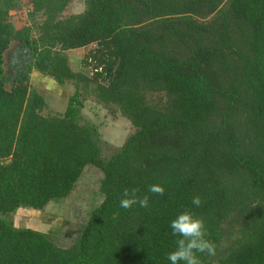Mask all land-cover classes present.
<instances>
[{
	"label": "trees",
	"instance_id": "obj_1",
	"mask_svg": "<svg viewBox=\"0 0 264 264\" xmlns=\"http://www.w3.org/2000/svg\"><path fill=\"white\" fill-rule=\"evenodd\" d=\"M71 2L0 0V264H170L182 212L215 246L200 264H264V0H85L66 14ZM16 43L31 52L22 75L8 66ZM33 70L74 87L64 112ZM89 98L134 128L107 157ZM88 165L104 197L71 245L15 225L19 210L66 199ZM125 190L148 205L121 208Z\"/></svg>",
	"mask_w": 264,
	"mask_h": 264
},
{
	"label": "rangeland",
	"instance_id": "obj_2",
	"mask_svg": "<svg viewBox=\"0 0 264 264\" xmlns=\"http://www.w3.org/2000/svg\"><path fill=\"white\" fill-rule=\"evenodd\" d=\"M73 4L75 5L68 7L66 14L81 13L85 7V0H75ZM30 9V6L23 5L12 12L11 21L16 27H22L28 22ZM21 48L20 44L16 43V46L12 49L13 53L10 55L8 66H10L9 69L13 70L10 71L19 70L22 64ZM85 54H87L86 49L68 53L69 57L77 58L75 63L71 61L73 68H75V64V69L81 65L80 61ZM32 78L36 84L41 79L36 78L35 74H32ZM42 80L39 81V86L45 91L44 95L50 105L49 109L51 112H63L67 106L69 96L74 92V87L72 85L57 87L56 91L51 94L49 91L53 90V85H51V82L44 83ZM83 116L98 128L104 157L109 156L115 148L120 147L134 131L131 123L126 118L119 113L113 114L93 98L85 101ZM101 178L102 172L100 169L88 165L66 199L49 203L43 211L21 209L12 215L11 219L15 222V225L40 230L49 234L59 246L67 247L75 241L81 228L87 223L93 209L103 200ZM229 242L230 238L225 237L222 248H227ZM221 254L219 253V255Z\"/></svg>",
	"mask_w": 264,
	"mask_h": 264
},
{
	"label": "clouds",
	"instance_id": "obj_3",
	"mask_svg": "<svg viewBox=\"0 0 264 264\" xmlns=\"http://www.w3.org/2000/svg\"><path fill=\"white\" fill-rule=\"evenodd\" d=\"M153 193H163V188L154 185L149 189ZM139 203L141 207L148 205L147 197L138 199L135 190L129 193L125 190L123 198L119 202L121 208L127 209L132 205ZM192 204L199 207L200 198L194 197ZM172 235L180 237L176 241V249L170 252L167 259L170 264H200L199 257L196 253H206L209 256L216 254L215 246L205 238L204 223L202 220L195 218L191 212H182L173 219L169 225Z\"/></svg>",
	"mask_w": 264,
	"mask_h": 264
},
{
	"label": "crops",
	"instance_id": "obj_4",
	"mask_svg": "<svg viewBox=\"0 0 264 264\" xmlns=\"http://www.w3.org/2000/svg\"><path fill=\"white\" fill-rule=\"evenodd\" d=\"M73 2H75V0H72V2L70 3V5L69 6H74L75 4H73ZM83 50V49H82ZM77 50H73V51H70V52H76ZM79 51V50H78ZM71 58V61L73 62V63H75L76 62V60H77V58L75 59L74 57H70ZM75 66H76V64H75ZM77 70V69H76ZM32 74L34 75L35 74V76H36V78H38V79H40V80H42L44 83H48V82H51V85H53V90L52 91H49L51 94H52V92H55L56 90V88L57 87H62V86H60V85H58L52 78H50V77H48V76H46V75H44V74H42V73H40V72H38V71H35V70H33L32 71V73H31V81H32V83L33 84H35V86L37 87V88H39L40 89V86H39V84H40V80L38 81V84H36V83H34L35 81L33 80V78H32ZM43 89V88H42ZM62 92V91H61ZM51 97V96H50ZM50 100V99H49ZM48 101V100H47ZM65 110H66V108H65ZM64 110V111H65ZM63 111V112H64Z\"/></svg>",
	"mask_w": 264,
	"mask_h": 264
},
{
	"label": "water",
	"instance_id": "obj_5",
	"mask_svg": "<svg viewBox=\"0 0 264 264\" xmlns=\"http://www.w3.org/2000/svg\"><path fill=\"white\" fill-rule=\"evenodd\" d=\"M22 54L24 55V58L22 60V64L19 68V75H22L23 72L25 71V69L27 68V66L29 65V62L31 60V52L30 49L27 47H22L21 49Z\"/></svg>",
	"mask_w": 264,
	"mask_h": 264
},
{
	"label": "built area",
	"instance_id": "obj_6",
	"mask_svg": "<svg viewBox=\"0 0 264 264\" xmlns=\"http://www.w3.org/2000/svg\"><path fill=\"white\" fill-rule=\"evenodd\" d=\"M87 63L88 64L84 66V69L87 70L90 75H95L96 73H102L105 75V73H103V67H97L92 58H89Z\"/></svg>",
	"mask_w": 264,
	"mask_h": 264
},
{
	"label": "flooded vegetation",
	"instance_id": "obj_7",
	"mask_svg": "<svg viewBox=\"0 0 264 264\" xmlns=\"http://www.w3.org/2000/svg\"><path fill=\"white\" fill-rule=\"evenodd\" d=\"M21 49H22V48H21ZM17 50H18V48H17ZM19 51H20V50H19ZM15 52H16V51H15ZM21 52H22V51H21ZM20 56L24 58V55H23V54H21Z\"/></svg>",
	"mask_w": 264,
	"mask_h": 264
}]
</instances>
